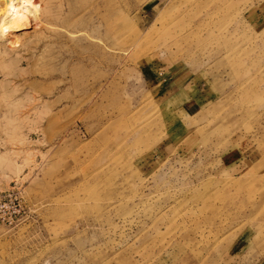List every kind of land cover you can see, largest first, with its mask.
<instances>
[{
    "label": "rangeland",
    "instance_id": "rangeland-1",
    "mask_svg": "<svg viewBox=\"0 0 264 264\" xmlns=\"http://www.w3.org/2000/svg\"><path fill=\"white\" fill-rule=\"evenodd\" d=\"M0 264H264V0H0Z\"/></svg>",
    "mask_w": 264,
    "mask_h": 264
},
{
    "label": "built area",
    "instance_id": "built-area-1",
    "mask_svg": "<svg viewBox=\"0 0 264 264\" xmlns=\"http://www.w3.org/2000/svg\"><path fill=\"white\" fill-rule=\"evenodd\" d=\"M22 197L19 189L0 192V223L13 225L22 211Z\"/></svg>",
    "mask_w": 264,
    "mask_h": 264
}]
</instances>
